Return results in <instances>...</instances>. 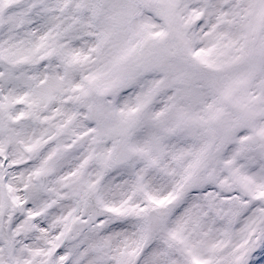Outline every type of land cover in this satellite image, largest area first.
Returning a JSON list of instances; mask_svg holds the SVG:
<instances>
[{
	"label": "snow or ice",
	"instance_id": "6c2138e0",
	"mask_svg": "<svg viewBox=\"0 0 264 264\" xmlns=\"http://www.w3.org/2000/svg\"><path fill=\"white\" fill-rule=\"evenodd\" d=\"M0 264H264V0H0Z\"/></svg>",
	"mask_w": 264,
	"mask_h": 264
}]
</instances>
